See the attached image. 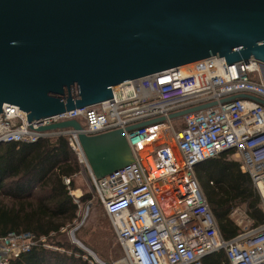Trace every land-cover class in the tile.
Wrapping results in <instances>:
<instances>
[{"label":"built area","instance_id":"2783aa9c","mask_svg":"<svg viewBox=\"0 0 264 264\" xmlns=\"http://www.w3.org/2000/svg\"><path fill=\"white\" fill-rule=\"evenodd\" d=\"M194 63L188 73L181 66L120 83L103 102L40 122H29L27 112L14 104L0 111V143L68 136L123 251L120 259L104 264H203L220 250L231 264H264V224L225 238L196 174L197 165L228 152L251 176L264 202V103L257 100L264 101V67L255 58L227 64L225 57L212 56ZM210 103L215 104L170 118ZM160 117L165 119L126 130ZM70 119H78L87 134L124 129L134 162L95 178L75 130H39ZM174 119L183 121L181 129L176 130ZM65 182L69 185V178ZM238 212L235 208L232 214ZM45 240L29 231L0 236V264H10L41 242L49 247ZM92 258V264L101 263Z\"/></svg>","mask_w":264,"mask_h":264},{"label":"water","instance_id":"95a60500","mask_svg":"<svg viewBox=\"0 0 264 264\" xmlns=\"http://www.w3.org/2000/svg\"><path fill=\"white\" fill-rule=\"evenodd\" d=\"M212 56L227 64L255 58L264 67V0H0V111L17 105L29 122L96 105L120 83ZM70 128L95 178L134 162L122 128L87 134L70 119L39 130Z\"/></svg>","mask_w":264,"mask_h":264},{"label":"trees","instance_id":"16d2710c","mask_svg":"<svg viewBox=\"0 0 264 264\" xmlns=\"http://www.w3.org/2000/svg\"><path fill=\"white\" fill-rule=\"evenodd\" d=\"M228 154L203 161L196 166V174L222 235L230 239L242 231L230 217L236 207L246 205L253 227L264 224V208L251 176L242 172L239 162L229 159ZM83 168L66 135L34 143H0V236L10 231H29L37 238L45 237L46 242L72 249L68 254L41 242L10 264H92L93 258H83L85 252L79 247L58 239L63 229L75 226L79 220L80 208L71 190L75 188L74 176ZM90 198L83 195L80 203ZM203 264L231 263L220 250L207 256Z\"/></svg>","mask_w":264,"mask_h":264},{"label":"rangeland","instance_id":"374dc122","mask_svg":"<svg viewBox=\"0 0 264 264\" xmlns=\"http://www.w3.org/2000/svg\"><path fill=\"white\" fill-rule=\"evenodd\" d=\"M83 121L81 117H78ZM176 130L183 127V121L174 119ZM170 131V130H169ZM169 134H167L168 136ZM162 141H158L160 144ZM157 143V144H158ZM233 159V158H231ZM75 188L71 190L74 197L76 195H90V200L81 204L79 209V220L76 221L75 226L65 228L59 240L69 242L85 252L83 258L87 259L89 256L96 257L102 264L116 261L122 257L123 251L121 250L115 231L111 225L108 215L100 200L95 195L94 187L90 175H88L85 168L82 169L76 176H74ZM79 191V193H77ZM77 197V196H76ZM264 208V202L261 204ZM239 212L230 215V217L240 225L241 229L251 226L253 220L247 214L246 205H239ZM49 248L62 252L72 253V249H66L65 246H56L47 242ZM77 256H80L78 253Z\"/></svg>","mask_w":264,"mask_h":264},{"label":"bare ground","instance_id":"6f19581e","mask_svg":"<svg viewBox=\"0 0 264 264\" xmlns=\"http://www.w3.org/2000/svg\"><path fill=\"white\" fill-rule=\"evenodd\" d=\"M198 63H190L187 65H184L181 67V70L185 73H188L189 71H191L192 69H194L195 67H197ZM77 193H79V191H77Z\"/></svg>","mask_w":264,"mask_h":264},{"label":"crops","instance_id":"0c3cea01","mask_svg":"<svg viewBox=\"0 0 264 264\" xmlns=\"http://www.w3.org/2000/svg\"><path fill=\"white\" fill-rule=\"evenodd\" d=\"M86 170V169H85ZM87 171V170H86ZM88 175H89V172L87 171Z\"/></svg>","mask_w":264,"mask_h":264}]
</instances>
